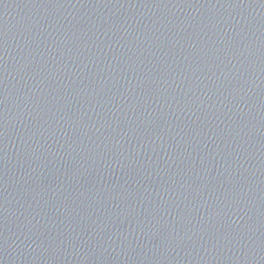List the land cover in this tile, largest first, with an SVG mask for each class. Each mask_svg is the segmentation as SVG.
I'll return each mask as SVG.
<instances>
[{
    "label": "water",
    "instance_id": "obj_1",
    "mask_svg": "<svg viewBox=\"0 0 264 264\" xmlns=\"http://www.w3.org/2000/svg\"><path fill=\"white\" fill-rule=\"evenodd\" d=\"M0 264H264V0H0Z\"/></svg>",
    "mask_w": 264,
    "mask_h": 264
}]
</instances>
